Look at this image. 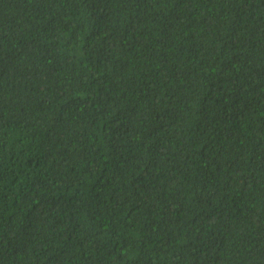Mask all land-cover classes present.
Wrapping results in <instances>:
<instances>
[{"label": "trees", "instance_id": "obj_1", "mask_svg": "<svg viewBox=\"0 0 264 264\" xmlns=\"http://www.w3.org/2000/svg\"><path fill=\"white\" fill-rule=\"evenodd\" d=\"M0 264H264V0H0Z\"/></svg>", "mask_w": 264, "mask_h": 264}]
</instances>
